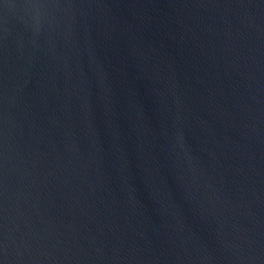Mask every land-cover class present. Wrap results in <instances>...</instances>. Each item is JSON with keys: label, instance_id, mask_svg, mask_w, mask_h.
Listing matches in <instances>:
<instances>
[{"label": "water", "instance_id": "95a60500", "mask_svg": "<svg viewBox=\"0 0 264 264\" xmlns=\"http://www.w3.org/2000/svg\"><path fill=\"white\" fill-rule=\"evenodd\" d=\"M0 264H264V0H0Z\"/></svg>", "mask_w": 264, "mask_h": 264}]
</instances>
